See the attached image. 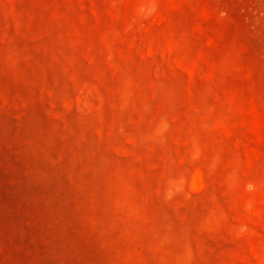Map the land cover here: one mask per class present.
<instances>
[{
    "label": "rangeland",
    "instance_id": "obj_1",
    "mask_svg": "<svg viewBox=\"0 0 264 264\" xmlns=\"http://www.w3.org/2000/svg\"><path fill=\"white\" fill-rule=\"evenodd\" d=\"M0 264H264V0H0Z\"/></svg>",
    "mask_w": 264,
    "mask_h": 264
}]
</instances>
